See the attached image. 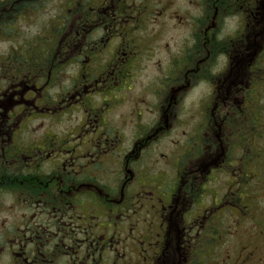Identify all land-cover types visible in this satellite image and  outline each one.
Segmentation results:
<instances>
[{
    "label": "flooded vegetation",
    "instance_id": "af4514ba",
    "mask_svg": "<svg viewBox=\"0 0 264 264\" xmlns=\"http://www.w3.org/2000/svg\"><path fill=\"white\" fill-rule=\"evenodd\" d=\"M53 1L0 0V264H264V0Z\"/></svg>",
    "mask_w": 264,
    "mask_h": 264
},
{
    "label": "rangeland",
    "instance_id": "374dc122",
    "mask_svg": "<svg viewBox=\"0 0 264 264\" xmlns=\"http://www.w3.org/2000/svg\"><path fill=\"white\" fill-rule=\"evenodd\" d=\"M59 7H60V2L53 1L51 3L52 10H51L50 16H48L47 18L49 19L51 15L53 14V8H59ZM24 27H25V22L19 21V28L21 31L23 30L26 31ZM8 45H11V43L3 42L2 48L4 49ZM199 90L201 91L202 88H200ZM222 182L223 181L216 182V183H210V185L214 187L222 188ZM258 189H259V194L261 196L260 199L264 200V178L258 181ZM2 222H5V225L0 227V230L5 231V232L10 231L11 230L10 213L9 211H6L5 209H0V223ZM222 228L227 232L226 238H228L229 241L240 239L242 243L249 244V242L254 238L256 242H260L258 229L255 226H253V224L250 221H248L246 218L240 217L238 212H237V216L235 214H230L229 219L225 222ZM206 249L212 254L216 251L217 247L206 246ZM236 249H237V246L234 245L232 247V250L235 251ZM263 253H264V243H262L259 246L258 254L255 255V258H257L258 256L261 257ZM247 264H253V263L248 262Z\"/></svg>",
    "mask_w": 264,
    "mask_h": 264
}]
</instances>
